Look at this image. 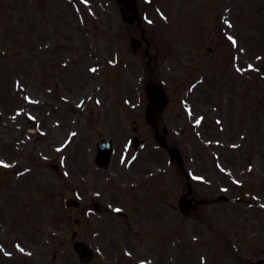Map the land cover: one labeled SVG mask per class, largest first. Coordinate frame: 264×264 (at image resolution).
Returning a JSON list of instances; mask_svg holds the SVG:
<instances>
[{
    "label": "rangeland",
    "instance_id": "rangeland-1",
    "mask_svg": "<svg viewBox=\"0 0 264 264\" xmlns=\"http://www.w3.org/2000/svg\"><path fill=\"white\" fill-rule=\"evenodd\" d=\"M138 5L150 45L133 54L141 29L117 0H0V264H85L75 230L87 264H264V0ZM151 75L170 97L168 143L214 201L188 216L184 176L146 123Z\"/></svg>",
    "mask_w": 264,
    "mask_h": 264
},
{
    "label": "water",
    "instance_id": "water-1",
    "mask_svg": "<svg viewBox=\"0 0 264 264\" xmlns=\"http://www.w3.org/2000/svg\"><path fill=\"white\" fill-rule=\"evenodd\" d=\"M120 3L126 4L127 9H123L124 18L130 21H133L134 18L128 17L127 12L128 9H131L135 12V16L138 17V13L136 10V3L135 0H119ZM139 19V17H138ZM140 22V19H139ZM143 38L145 36L143 35ZM132 45L133 50L136 52L138 51L139 46L141 45V41L132 38ZM150 63V62H149ZM148 97H149V104L146 109V117L149 124H151L153 127H155L159 133L158 129V120L161 111L165 108L166 104L168 103V97L163 89V87L155 82L149 83L146 87ZM164 132H166V129H164ZM157 138L161 141L162 145L167 147L170 151L171 159H177L180 163H182L180 153L177 148H170L167 146L166 137L157 135ZM98 156L96 158L97 163H99L101 166L107 167L110 162V156H111V143L108 139H101L98 143ZM191 190V188H190ZM191 200H185L182 199L181 206L186 211L188 206L191 203ZM69 206L77 205L78 203L74 199H70L67 203ZM196 205H194L192 208H196ZM74 235L76 236L77 233L74 232ZM76 250L79 252L82 260L84 262H88L93 258L92 249L90 246H88L84 240L78 239L74 244Z\"/></svg>",
    "mask_w": 264,
    "mask_h": 264
},
{
    "label": "snow or ice",
    "instance_id": "snow-or-ice-1",
    "mask_svg": "<svg viewBox=\"0 0 264 264\" xmlns=\"http://www.w3.org/2000/svg\"><path fill=\"white\" fill-rule=\"evenodd\" d=\"M84 2L85 3H87V0H84ZM229 39L232 41V44L235 46L236 45V43H237V41L233 38V37H229ZM91 71H93V72H95L96 71V69H92ZM27 99V98H26ZM98 103H99V101H97ZM34 119V118H33ZM200 123V121L199 120H197V124H199ZM73 135H75V133H73ZM58 151H59V149H58ZM0 166H3V167H5V168H8V167H10V165H8V164H6V163H4L3 161H0ZM197 179H200L199 177H197ZM262 207H264V206H262ZM115 211H117V212H119L120 211V209H115Z\"/></svg>",
    "mask_w": 264,
    "mask_h": 264
}]
</instances>
